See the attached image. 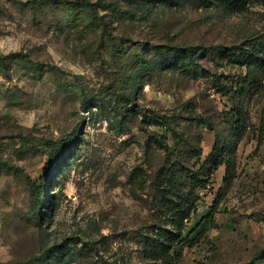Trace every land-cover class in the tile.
<instances>
[{
	"label": "rangeland",
	"instance_id": "1",
	"mask_svg": "<svg viewBox=\"0 0 264 264\" xmlns=\"http://www.w3.org/2000/svg\"><path fill=\"white\" fill-rule=\"evenodd\" d=\"M163 181L177 264H264V0H0V264H174Z\"/></svg>",
	"mask_w": 264,
	"mask_h": 264
},
{
	"label": "trees",
	"instance_id": "2",
	"mask_svg": "<svg viewBox=\"0 0 264 264\" xmlns=\"http://www.w3.org/2000/svg\"><path fill=\"white\" fill-rule=\"evenodd\" d=\"M39 1H42V0H39ZM86 5L88 6L89 13L93 16V19L100 21L101 19H99L97 12L94 10V7H92V5H90L89 3H87ZM192 50L199 51V50H205V48L192 47ZM3 58L4 57H2V59ZM255 59L263 61V57H261L259 54L255 56ZM162 119H164L165 121H171L174 119V116H163ZM216 152H219L220 153L219 157H221L223 156L224 152H231V149L229 147L221 148L220 144L216 142L214 146L213 155L216 154ZM222 162L223 160H220L219 163L221 164ZM169 172L170 170L166 169L167 176H164V178L165 179L168 178L167 182L171 186H174V188H176L175 186L176 182H173L172 180L174 175H170ZM52 173L53 172L51 168H48L45 171V176L43 175V179L40 181L41 191L44 190L43 185H42L44 178L51 176ZM168 175L170 176L168 177ZM159 196L163 197L166 200V203H162V204H163V208L167 210V213L172 214L173 217L177 218L178 231H175V232L166 231L165 233V230H163V228H159L158 237L157 236L151 237L150 235H147V239L152 242V247L154 249H157L158 253L166 255L167 258H171L169 257V255L172 251L176 253L179 248L183 249L185 246H188V244H193L195 238L197 239L199 238L198 236L199 234H197L198 232L196 233V231H194V234L196 233V235L194 236L195 238H192V236L189 233L183 236V233L187 229L185 221L189 220V222H191L192 212L196 210V207H195V203L191 201L190 197H185L184 194L182 195L179 193L173 194L170 188L164 187V181H163V184L160 185L159 187ZM203 220H204L203 222L197 224L196 230H200L202 227V224H207L208 222L207 218L205 217ZM164 233L166 235H164ZM171 259H174V258H171ZM174 262H175L174 264H177L178 259H174Z\"/></svg>",
	"mask_w": 264,
	"mask_h": 264
}]
</instances>
